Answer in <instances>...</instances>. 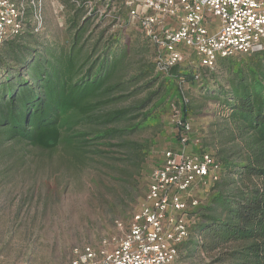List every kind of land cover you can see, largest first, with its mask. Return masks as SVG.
Here are the masks:
<instances>
[{"label": "trees", "instance_id": "1", "mask_svg": "<svg viewBox=\"0 0 264 264\" xmlns=\"http://www.w3.org/2000/svg\"><path fill=\"white\" fill-rule=\"evenodd\" d=\"M91 1L62 0L68 15L67 47L49 43L39 46L40 37L34 30L25 29L0 47V144L17 141L53 150L65 142L78 157L86 152L90 137L108 140L109 145L113 139H120L121 146L130 150L137 173L151 145L128 136L144 129L156 117L159 106L174 102L180 105L182 122L176 125L177 139H189L185 125L195 110L185 99L181 83L199 86L207 93L206 99L218 102L227 112L224 117L232 131L228 139L224 136L213 143L214 156L209 144L200 145L199 156L212 157L219 177L210 202L190 212L191 218L195 217L191 235L179 249L188 254L199 251L212 258V264H264V51L218 58L216 71L199 63L178 64L166 76L156 72V47L138 25L133 45L123 30L108 39L103 38V31L84 43L94 21L83 17L86 3ZM113 1L119 16L128 22L131 8L123 0H109L111 7ZM25 8L23 22L32 21L31 0L26 1ZM97 10L96 2L91 13ZM96 53L99 55L95 57ZM134 53H148L153 62L142 61L129 76ZM13 63L21 64L22 71H16ZM141 81L143 86L133 93L159 85L158 91L151 90L136 104L105 109L123 98L116 97V91ZM154 98L158 99L155 104ZM84 123L91 127L78 128ZM122 123L128 124L119 127ZM103 125L111 127L101 128Z\"/></svg>", "mask_w": 264, "mask_h": 264}, {"label": "rangeland", "instance_id": "2", "mask_svg": "<svg viewBox=\"0 0 264 264\" xmlns=\"http://www.w3.org/2000/svg\"><path fill=\"white\" fill-rule=\"evenodd\" d=\"M32 1L37 4V13L32 15V21L24 22L22 31L34 30V35L40 37L39 46L49 43L60 48L67 47L68 15L62 0ZM123 1L128 7L129 0ZM96 2L98 10L91 13ZM111 3L113 7L109 5V0L86 3L83 17L87 19L90 16V20L94 21L86 33L84 43L95 39L103 31V38L108 39L111 34L123 30L128 43L135 44V36L139 34L137 24L125 21V16L117 13L115 1ZM114 14H118L117 18L113 17ZM97 55L99 53L95 57ZM189 55L192 56L191 53L184 56L183 66L189 65L191 61L198 63V59H189ZM130 59L129 76L135 73L142 61L153 62V57L148 53H134ZM13 66L16 71H22L21 64L13 63ZM141 86L143 81L132 82L128 89L125 87L124 91H116L114 95L123 98L111 102L105 109L136 104L151 90L157 92L159 87L133 93ZM181 87L185 99L191 102L195 110L188 117L191 127L188 141L183 143L177 139L174 108L180 112V105L172 102L165 107L159 106L156 117L144 129L128 136L130 140L142 143L147 140L151 145L141 171L137 173L131 164L130 150L121 146L120 139H113L112 145H109L108 140L90 137L86 152L78 157L73 155L65 142L53 150L17 141L2 142L0 264H70L74 248L91 246L97 249L104 239L118 233L115 221L130 220L139 205L145 202L153 171L165 166L167 152L174 153L176 162L181 163L183 156L199 158L200 145L206 143L209 144L210 154L214 156L213 143L219 142L224 136L228 139L232 131L224 117L227 112H223L218 102L206 99L207 93L199 86L191 87L189 83H181ZM160 97L157 96L158 99ZM158 99L154 98L153 103ZM125 124L118 125L124 127ZM107 126L111 127H100ZM89 127L85 123L78 126L85 129ZM213 189V180L194 174L190 188L181 194L188 206L189 216L194 209L192 203L197 202L195 207L206 206L213 196ZM212 261V258L199 251L188 254L180 248L174 264H212Z\"/></svg>", "mask_w": 264, "mask_h": 264}, {"label": "built area", "instance_id": "3", "mask_svg": "<svg viewBox=\"0 0 264 264\" xmlns=\"http://www.w3.org/2000/svg\"><path fill=\"white\" fill-rule=\"evenodd\" d=\"M26 1L0 0V47L22 30ZM31 2L36 14L37 4ZM128 5L129 20L156 47L157 73L167 76L190 53L189 59L214 69L218 58L264 51V0H129ZM176 109L175 124L182 125ZM185 129L190 131V126ZM196 157L183 156L178 163L167 152L165 166L153 171L145 202L130 220L115 221L118 233L97 249L74 248L70 264H174L194 221L181 194L190 188L194 174L218 180L211 156Z\"/></svg>", "mask_w": 264, "mask_h": 264}]
</instances>
